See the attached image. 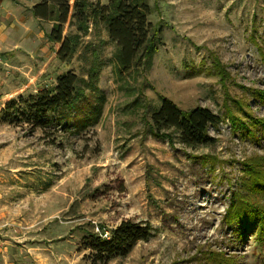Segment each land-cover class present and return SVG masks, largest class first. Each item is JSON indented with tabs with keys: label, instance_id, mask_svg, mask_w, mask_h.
<instances>
[{
	"label": "rangeland",
	"instance_id": "374dc122",
	"mask_svg": "<svg viewBox=\"0 0 264 264\" xmlns=\"http://www.w3.org/2000/svg\"><path fill=\"white\" fill-rule=\"evenodd\" d=\"M147 3L157 49L147 68L122 76L110 61L114 43L90 21L86 33L63 24V36L79 35L65 61L46 38L53 21L26 20L27 9L15 47L0 49V109L60 73L97 70L80 109L55 111L44 129L0 121V264H264L254 228L240 234L225 219L236 191L264 205L240 185L245 163L264 175V138L258 127L257 138L241 137L228 117L264 119V0ZM161 97L220 116L208 126L214 144L155 136L150 113ZM123 220L147 222L149 237L94 261L86 234L108 236Z\"/></svg>",
	"mask_w": 264,
	"mask_h": 264
},
{
	"label": "trees",
	"instance_id": "16d2710c",
	"mask_svg": "<svg viewBox=\"0 0 264 264\" xmlns=\"http://www.w3.org/2000/svg\"><path fill=\"white\" fill-rule=\"evenodd\" d=\"M30 10L38 20L53 21L46 38L53 43H60L56 51L60 61L72 56L79 41L78 34H62L63 24L71 21L83 33L87 32L89 21L95 26L98 23L102 25L108 39L114 43L110 61L118 76L133 67L147 68L157 49L155 33L148 20L150 7L147 0H108L107 4L97 6L88 0H74L72 5L68 0H40ZM96 72L93 68L88 78H83L68 70L55 77L53 86L18 94L4 103L0 109V121L23 123L30 130L44 129L52 122L55 111L79 108L78 101L84 95V89L94 88ZM242 114L247 120L241 116L228 115L233 130L240 131L241 137L245 130L246 134L257 138L253 128L258 127L264 138V119L252 117L248 112ZM220 121V116L207 107L195 106L184 111L166 97H161L158 106L150 113L151 131L155 136L169 141L176 138L191 149L214 144L216 140L209 135L208 126ZM256 166L250 163L243 165L244 176L240 179V185L247 188L248 193L264 195V175ZM244 197L242 192H234L225 219L227 223L236 222L240 234L253 227L255 239L261 245L264 243V205L254 208L246 203ZM151 229L147 222L123 220L110 230L108 236L87 233L84 241L92 252L93 260L99 262L126 255L137 241L149 237Z\"/></svg>",
	"mask_w": 264,
	"mask_h": 264
},
{
	"label": "crops",
	"instance_id": "0c3cea01",
	"mask_svg": "<svg viewBox=\"0 0 264 264\" xmlns=\"http://www.w3.org/2000/svg\"><path fill=\"white\" fill-rule=\"evenodd\" d=\"M37 0H0V49L7 46L15 47L17 40L11 35H17L16 31H21V24L24 27L23 11L27 9V19L35 21L30 8Z\"/></svg>",
	"mask_w": 264,
	"mask_h": 264
}]
</instances>
